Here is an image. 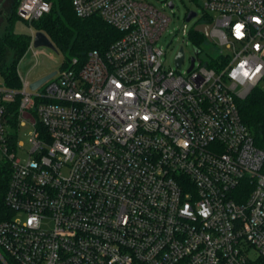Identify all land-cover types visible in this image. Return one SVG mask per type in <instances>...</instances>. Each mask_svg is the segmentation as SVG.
Wrapping results in <instances>:
<instances>
[{
	"label": "built area",
	"instance_id": "2783aa9c",
	"mask_svg": "<svg viewBox=\"0 0 264 264\" xmlns=\"http://www.w3.org/2000/svg\"><path fill=\"white\" fill-rule=\"evenodd\" d=\"M72 3L78 17L100 16L122 35L83 63L74 58L42 92L22 78L18 91L0 85V151L11 164L2 263L264 257V139L256 143L240 112L264 88V0H205L212 21L185 24L183 33L211 25L206 39L217 51L205 61L194 45L200 52L186 73L179 52L167 67L158 47L171 21L164 8L150 0ZM50 11L48 0H21L18 16L31 23ZM17 95L20 124L35 127L26 162L6 129V103Z\"/></svg>",
	"mask_w": 264,
	"mask_h": 264
},
{
	"label": "trees",
	"instance_id": "16d2710c",
	"mask_svg": "<svg viewBox=\"0 0 264 264\" xmlns=\"http://www.w3.org/2000/svg\"><path fill=\"white\" fill-rule=\"evenodd\" d=\"M51 11L30 24L36 31H43L51 39L58 51L65 59L63 68L70 67L74 58L83 63L91 50L105 51L115 40L121 37V32L107 24L100 16L93 15L80 18L74 11L72 0H48ZM21 0H16L14 10L8 17L7 26L0 37V75L2 86L10 90H20L22 81L18 66L31 45V35L15 32V24L20 17L18 8ZM210 23L212 20L205 13L200 19ZM26 22V21H25ZM195 46L201 48L207 43L206 37L196 31L191 32ZM79 63V66H80ZM21 95H17L14 102L6 103L9 123L17 126L18 108ZM39 102V101H38ZM240 112L243 122L251 130L259 145L264 139V88L257 87L248 98L240 102ZM38 127H41L39 122ZM10 134V144L14 146L17 138ZM11 176V164L8 160H0V222L8 219L11 214L5 204V195ZM0 264H3L0 260ZM264 264V257L253 263Z\"/></svg>",
	"mask_w": 264,
	"mask_h": 264
},
{
	"label": "rangeland",
	"instance_id": "374dc122",
	"mask_svg": "<svg viewBox=\"0 0 264 264\" xmlns=\"http://www.w3.org/2000/svg\"><path fill=\"white\" fill-rule=\"evenodd\" d=\"M158 8L165 9L166 14L170 17L171 21L166 28L164 35L158 42V47L163 51H166V56L163 57L165 65L175 66V56L181 49L184 51V63L181 67V72L186 71L191 66L193 57H196V47L192 41V38L183 33L185 24L190 30L195 22L199 21L205 16L204 3L205 0H173L174 8L169 9L166 7V0H150ZM16 0H0V37L4 33L7 26L8 17L14 10ZM190 10L196 11L198 16L193 18L190 22L186 23L185 19ZM213 13H210V15ZM15 32L18 34L32 35L36 33V30L27 22L18 19L15 24ZM227 52V48H222ZM217 49L215 46L208 42L202 45L201 53L196 57L202 60H208L210 55L215 54ZM64 55L59 52L56 53L48 48H37L29 49L18 66V72L22 79L26 82L32 83L41 77L57 71L60 72L64 62ZM0 84H2V77L0 75ZM48 83L44 84L37 91H44ZM7 133L14 134L17 136V141L20 144L16 150L17 157L22 161L26 162L29 158V152L32 149L33 133L35 127L32 123L25 120V125H21L20 122L17 126L7 124ZM13 149V147H11ZM4 156L0 151V160ZM43 227L48 229L50 223H44Z\"/></svg>",
	"mask_w": 264,
	"mask_h": 264
},
{
	"label": "water",
	"instance_id": "95a60500",
	"mask_svg": "<svg viewBox=\"0 0 264 264\" xmlns=\"http://www.w3.org/2000/svg\"><path fill=\"white\" fill-rule=\"evenodd\" d=\"M170 8H173V4L171 3L169 5ZM197 16V12L196 11H189L188 15H187V21H191L193 18H195ZM210 29H211V25H198L195 27V31L200 32L202 34L205 35V37L211 41L210 38ZM33 48L37 49V48H48L56 53H59L57 47L54 45V43L51 41V39L47 36V34H45L43 31H36L35 35H34V41H33ZM200 51L196 49V53H199ZM184 60V51L183 49H181L179 51V54L176 58V63L178 66H181L182 62ZM194 61L195 59L192 58L191 61V67L190 69H192L193 65H194ZM58 72L54 71L51 72L43 77H41L40 79L35 80L34 82L30 83V90L32 91H36L37 89H39L41 86H43L47 81H49L51 78H53L54 76H56Z\"/></svg>",
	"mask_w": 264,
	"mask_h": 264
},
{
	"label": "clouds",
	"instance_id": "9594fccd",
	"mask_svg": "<svg viewBox=\"0 0 264 264\" xmlns=\"http://www.w3.org/2000/svg\"><path fill=\"white\" fill-rule=\"evenodd\" d=\"M231 75L233 76V78H235V76H236V72L234 71ZM244 75L247 76L248 73H247V72H244ZM30 222H31V221H30Z\"/></svg>",
	"mask_w": 264,
	"mask_h": 264
},
{
	"label": "snow or ice",
	"instance_id": "6c2138e0",
	"mask_svg": "<svg viewBox=\"0 0 264 264\" xmlns=\"http://www.w3.org/2000/svg\"><path fill=\"white\" fill-rule=\"evenodd\" d=\"M240 27H241V26H239V25L237 26V31H238V33H239V28H240Z\"/></svg>",
	"mask_w": 264,
	"mask_h": 264
}]
</instances>
